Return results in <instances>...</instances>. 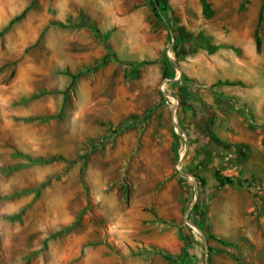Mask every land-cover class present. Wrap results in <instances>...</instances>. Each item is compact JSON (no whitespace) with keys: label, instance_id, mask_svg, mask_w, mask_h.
I'll return each mask as SVG.
<instances>
[{"label":"rangeland","instance_id":"1","mask_svg":"<svg viewBox=\"0 0 264 264\" xmlns=\"http://www.w3.org/2000/svg\"><path fill=\"white\" fill-rule=\"evenodd\" d=\"M240 118L264 120V0H0V264L190 263L169 232L195 264H264V139L258 176H216L240 179ZM247 190L255 232L223 237L210 211Z\"/></svg>","mask_w":264,"mask_h":264},{"label":"crops","instance_id":"2","mask_svg":"<svg viewBox=\"0 0 264 264\" xmlns=\"http://www.w3.org/2000/svg\"><path fill=\"white\" fill-rule=\"evenodd\" d=\"M239 67L246 66L248 64V60L246 57L237 58ZM230 78H235L233 76H227ZM233 93L239 92L238 90H230ZM201 128L204 127V132H207V127L204 124V120L201 121ZM230 137L234 141L241 142L243 144V149L245 151L243 155V159L241 163H239V168L241 171H236V175L240 177V179L247 180L250 177L258 176V170L256 169V163H259L258 152L262 150V140L264 139V120L255 119V120H245L244 118L238 119V121L232 126V130L230 132ZM201 141H199V145H201ZM200 151V150H199ZM197 154H200L199 152ZM200 156V155H199ZM213 162L219 163V160L216 158ZM225 171V170H222ZM259 182L256 181L251 183V187H254ZM225 187H228L225 186ZM247 199L244 202H239L237 199L226 200L222 204H218V207H221L220 210L213 211L211 210L209 213L210 223L217 231L223 232V237H232V231L236 232L239 227L242 228V233L244 236L252 237V232H255L254 227L256 226V221L254 220V215H250L251 209L254 208V200L252 199L251 192L246 191ZM221 203V202H217ZM217 207V205H214ZM213 206V207H214ZM240 208L242 210V214H245L247 218L243 220L242 226H238L240 222L235 216L240 213ZM220 221V222H219ZM253 229L251 230V228ZM162 246L166 247L170 251V255L172 257H176L182 259L184 257V242H179L175 233L169 232L167 237H163L157 241ZM154 262L152 263H138V264H176L173 261L169 260H160V258H154ZM178 264H183L182 261Z\"/></svg>","mask_w":264,"mask_h":264},{"label":"trees","instance_id":"3","mask_svg":"<svg viewBox=\"0 0 264 264\" xmlns=\"http://www.w3.org/2000/svg\"><path fill=\"white\" fill-rule=\"evenodd\" d=\"M164 0H150L151 5L154 9V11L158 12L159 8L161 7V5L163 4ZM207 7V6H206ZM164 9H168L167 6H165ZM177 43H191L194 42L196 43L198 46L208 50L209 52H214L217 48H219L218 46L213 45L210 40L204 36V35H197V36H181V37H177L176 38ZM256 45H257V49L260 50L261 48V38L260 36L257 34L256 35ZM167 73H165V76L167 77ZM175 96L179 99L180 104H181V111L179 112V119L180 122L183 124H185L186 120V114H185V106H188L189 108L191 107L189 104H185L186 100L182 94V89H180L179 93L175 94ZM216 176L218 178V185L219 187H224L227 184H234L235 182H238L239 184H243V181L241 179H236L233 176H229V175H223L222 172L220 170H216ZM198 178H200V176H197ZM202 183L205 184L206 180L204 178H200ZM197 212H199L198 210H196ZM201 214V211H200ZM182 229H180L182 238H185V236L182 234ZM220 242H222V239H219ZM191 250H193V246H191V242L186 243V245L184 246V256L188 257V259L190 260V263L188 264H195L194 259H196L195 254L193 253V251L191 252ZM164 257L168 258V259H172V256L170 255H164ZM185 264V263H183Z\"/></svg>","mask_w":264,"mask_h":264}]
</instances>
